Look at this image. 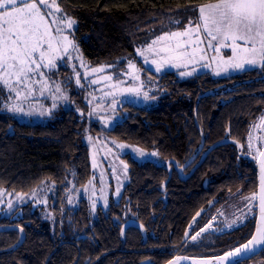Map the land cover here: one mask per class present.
<instances>
[{
  "label": "trees",
  "instance_id": "trees-1",
  "mask_svg": "<svg viewBox=\"0 0 264 264\" xmlns=\"http://www.w3.org/2000/svg\"><path fill=\"white\" fill-rule=\"evenodd\" d=\"M58 1L77 21L74 37L86 59L94 65L122 66L124 62H117L135 54L150 30L214 0ZM160 84L163 93L157 106H130L129 115L108 134L144 150H156L165 163L127 155L129 182L121 199H112L106 209L92 210L85 198L76 207L66 205L68 182L73 179L77 186H84L94 175L91 149L84 141L85 122L75 110L62 109L47 122L32 123L0 111V188L27 193L44 181L52 182V223L57 233L53 251L52 223L32 203L12 215L0 214V226L18 224L25 230V236L16 229L0 230V264H85L88 258L89 264H141L143 260L164 264L184 254L223 255L250 239L244 227L220 244L207 246L203 254L192 246L177 250L190 221L214 197L202 189L204 178L217 181L221 175L216 173L228 174L217 182L221 184L216 188L217 204L227 200L230 190L244 194L257 190L256 161L240 154L237 143L245 145L252 123L264 108V65L222 78L210 72L181 78L169 71ZM93 127L100 131L99 125ZM218 141L189 178L168 161L173 159L180 166L193 161L187 168L191 170L198 152ZM211 210L206 209V217ZM129 218L143 223L148 240L142 228L122 233ZM60 234L71 241L58 245ZM79 234L89 238L76 242ZM146 248L156 251L143 252Z\"/></svg>",
  "mask_w": 264,
  "mask_h": 264
},
{
  "label": "rangeland",
  "instance_id": "rangeland-1",
  "mask_svg": "<svg viewBox=\"0 0 264 264\" xmlns=\"http://www.w3.org/2000/svg\"><path fill=\"white\" fill-rule=\"evenodd\" d=\"M49 4L51 5V0H49ZM56 4L61 11L56 13L53 8L54 16H59L62 19L70 18L75 21L70 29L65 27L62 33L73 41L75 49L69 48L67 53L61 52V58L55 61L54 67L42 69L45 73L47 87L42 89L41 84H33V91L27 99L23 98L26 94L23 88H21V98L17 100L14 92L10 93L7 88L0 85V111L14 114L21 121L32 123L47 122L60 110L73 109L85 122L84 141L91 149L94 175L84 186H77L73 179L68 182L65 191L68 207H76L84 198L89 201L92 209L98 206L106 209L112 199L119 201L129 182V167L125 160L127 155H131L139 161L153 160L157 163H165L156 150H144L132 143L118 141L108 134L111 128L129 115L130 106L155 107L158 105L163 93L160 84L163 74L174 71L181 78H189L202 72H210L213 76L222 78L264 65V62H261L257 57L255 64L245 63L243 68L231 67L229 63H226L232 57L231 48L221 47L220 52L217 53L207 48L205 43L200 45L205 51L197 53L195 62L189 63L187 66L181 63L179 67H176L174 63L167 64L160 71H156V64L152 61L159 60L160 57L155 54V50L167 46L175 47L178 41L183 43L188 37H170L164 41H158L157 44L152 45L153 51L151 52L148 50V46L165 33L185 31L190 20L194 27L199 17L198 7L202 4L192 7L187 10V13L176 16L150 30L149 35L136 47L135 54L124 58L125 61L121 59L117 62H124L122 66L121 63L118 66L108 63L94 65L83 55L74 37L77 26L76 19L64 11L58 0H56ZM42 11L47 10L42 9ZM64 24H66V19ZM64 24L59 26L63 27ZM138 50L143 52V55H140ZM186 50L190 52L191 47ZM201 55L205 57L203 60L200 59ZM213 57L216 59H212ZM130 62L134 65L133 68L129 67ZM205 65L210 66L206 67ZM101 68L103 71H92ZM189 72L191 75H181V73ZM77 74H79V84H77ZM109 76L111 79H105ZM33 79H40V77L36 76ZM57 85L61 89L59 92L56 91ZM128 89H139V91L133 92ZM145 93H147V98ZM12 106H19L23 111H11ZM93 124L99 125L100 131H96ZM120 145L124 147H120ZM263 147L264 114L252 125L245 151L251 158H257ZM54 196L55 186L48 181H44L38 188L27 193L0 188V214L12 215L19 207L32 203L42 211L46 220L52 223L51 200ZM228 207L221 215L222 219L229 220L232 227L243 222L244 216L250 214L252 210L251 200L245 198L240 202H232ZM248 264H264V257L251 259Z\"/></svg>",
  "mask_w": 264,
  "mask_h": 264
},
{
  "label": "snow or ice",
  "instance_id": "snow-or-ice-1",
  "mask_svg": "<svg viewBox=\"0 0 264 264\" xmlns=\"http://www.w3.org/2000/svg\"><path fill=\"white\" fill-rule=\"evenodd\" d=\"M53 8L56 13L61 11L56 0H51V5L49 0H0V85L7 88L10 93L14 92L17 100L21 98V88L26 92L23 98L27 99L33 91V84H41L42 89L47 87L42 69L54 67L55 61L61 58V52L67 53L69 48L75 49L73 41L62 34L65 27L70 29L75 21L54 16ZM198 12L199 17L194 27L190 20L185 31L165 33L148 46L151 52L152 45L157 44L158 41L170 37H188L183 43L178 41L175 47L167 46L155 50V54L160 57L159 60L152 61L156 64V71H160L167 64L174 63L179 67L181 63L187 66L195 62L197 53L205 51L200 47L205 43L207 48L217 53L220 52L221 47L231 48L232 57L226 63L234 68H243L245 63L255 64L257 57L264 62V0H214L200 5ZM65 19L66 24H64ZM61 24L64 26H59ZM188 47H191L190 52L186 50ZM139 54L143 55V52ZM204 58L203 55L200 56L201 60ZM129 67L133 68L134 65L130 62ZM92 71H103V69ZM181 75H191V72ZM36 76L40 79H33ZM79 83V74H77V84ZM60 90V86L57 85L56 91ZM128 91L138 92L139 89H128ZM144 95L147 98V93ZM10 110L23 111L19 106H12ZM120 147L124 146L120 145ZM259 154L264 157V151ZM260 171L261 220L256 226V233L247 244L216 257L215 259L221 264L225 261L232 264L229 258L251 251L250 245H264V159L260 161ZM255 196L254 193L252 197L245 199L252 200ZM192 239L195 240L196 237ZM169 264L175 262L170 261Z\"/></svg>",
  "mask_w": 264,
  "mask_h": 264
},
{
  "label": "flooded vegetation",
  "instance_id": "flooded-vegetation-1",
  "mask_svg": "<svg viewBox=\"0 0 264 264\" xmlns=\"http://www.w3.org/2000/svg\"><path fill=\"white\" fill-rule=\"evenodd\" d=\"M263 114H264V108H263L261 114L258 116V118H260ZM258 118L252 123V125L258 120ZM252 125H251V127H252ZM247 141H248V138H247ZM247 141H246V143H247ZM219 142L220 141L215 142V143L211 144L210 146L206 147L203 152L200 151L201 153L198 152V154H199V155L197 154L198 160L193 165V168L191 170L187 171V168L192 164L193 161H190L186 165H183V166L178 165V163L173 159H170L168 161H169V163L173 164V166L176 168L177 171L183 170L184 175H186V178H189L196 171V169L200 165H202V163L206 160L208 154L214 148H216L218 146ZM246 143H245V145H246ZM237 144L239 145V149L241 150L240 154H242L244 157H246L250 160H255L256 164H257L259 156L257 158H254V157L251 158L250 156H248L246 154L245 145H242L240 143H237ZM198 164H200V165L198 167H196ZM169 171H170V176H169L168 181L172 177L171 168H169ZM215 175H221V177L217 181H216V179L206 177V178H204L203 183H202V185H203L202 189L209 190L210 191L209 193L214 197L212 200H210L208 202L209 206H207V208H205L204 212H202V214L200 213L199 215L195 216V219L190 221V223L188 224V226L184 232V238H183L182 243L177 246L178 251H179V247L186 248V247L192 246L195 250L198 251V254H203V251L206 250L207 246L208 247L214 246L213 245L214 243L220 244V242L222 240H224V239L227 240V239L231 238L232 236H230V235L232 232H234V231L237 232L238 230L240 231V228L241 229L244 227L246 228V234H251L250 239L252 238V235H254L256 233V226H257L258 220H259V178H258V187H257V190L255 192H249V193L244 194L241 191L232 192L230 190V192L228 193V196H227V200L224 203L217 204L219 200H216V195L218 194L216 188L218 187V185H221L217 182L221 181V180H226V176L228 174H226V172L221 171V172L216 173ZM257 177H258V165H257ZM254 193L256 194V196H255V199L251 200V209L252 210L250 211V214H248L247 216L246 215L244 216L243 222H241L239 225H237L235 227L234 226L232 227L229 224V220L227 218L225 220L222 219L221 213L226 211V209L229 208L228 206L229 205L231 206L232 202H234V201L240 202L245 197H252V195ZM96 208L92 209V210H96ZM211 208H212V210H211ZM206 209L211 210V212L207 211V217H206ZM130 220H135L136 223L130 225L123 232L124 225ZM52 222H53V219H52ZM10 225H18V224H9V225H4V226H10ZM18 226H20V225H18ZM134 227L135 228H142L143 232L145 233V239L148 240V234H147L146 227L143 225L142 222H140L139 220H137L135 218H129L123 223L122 233H125L128 229L134 228ZM201 229H204V231H201ZM52 233H53L52 234V247L54 249L53 251H55L56 250V244H57V237H56L57 233H56V225L54 223H52ZM197 233H199L198 236H197ZM192 237H196V239L193 240ZM60 238L62 239V241L58 245H61L64 242L71 241V239L68 240L67 238H65L64 234H60ZM74 238H75V241L77 242V241L89 238V235L88 234H79V235L75 236ZM250 239H248V241ZM248 241H246L242 245L247 244ZM242 245L238 246L237 248H240ZM161 246L163 247L164 245H161ZM151 248H153V247L151 246ZM164 250H166V249L165 248L159 249V251L162 253ZM142 251L153 253L156 250L146 248V249H143ZM139 252H141V250ZM180 256H195V255L184 254V255H180ZM215 256H219V255H215ZM176 257H178V256H176ZM197 257H214V256H197ZM262 257H264V248L259 253L252 256L251 258L245 259V260L240 261L239 263H236V264H248L251 259H258V258H262ZM170 260L166 261L164 264H166ZM90 262H91V259L88 258L85 261V264H89ZM141 264H153V263H151L150 260H143L141 262Z\"/></svg>",
  "mask_w": 264,
  "mask_h": 264
},
{
  "label": "water",
  "instance_id": "water-1",
  "mask_svg": "<svg viewBox=\"0 0 264 264\" xmlns=\"http://www.w3.org/2000/svg\"><path fill=\"white\" fill-rule=\"evenodd\" d=\"M262 151H264V148L262 149ZM262 159H264V157H261L259 155V158L257 161L258 178H259V194H260V176H261L260 161ZM199 165L200 164H198L196 167H198ZM260 220H261V212H260V198H259V220H258V223L260 222ZM135 223H136L135 220L128 221L123 227V232L130 225L135 224ZM3 229H17V230L22 231L23 235L25 236V231H24L23 227L18 226V225L0 226V230H3ZM249 248L252 250L247 252L246 254L241 253V254H238L236 257H230L229 259L231 260L232 264H236V263H239L240 261L251 258L252 256L259 253L264 248V245H250ZM219 256H223V255H219ZM216 257H218V256H214V257L178 256V257L171 259L170 261L175 262V264H204V262H207V264H221V262H218L215 259ZM177 258H179V259H177ZM185 258H187V259H185ZM169 262H167L166 264H169ZM223 264H228V262L225 261V262H223Z\"/></svg>",
  "mask_w": 264,
  "mask_h": 264
}]
</instances>
